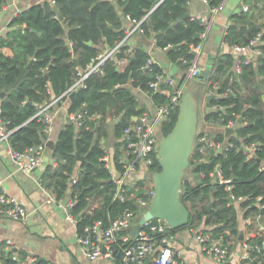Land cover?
Masks as SVG:
<instances>
[{
  "label": "trees",
  "instance_id": "1",
  "mask_svg": "<svg viewBox=\"0 0 264 264\" xmlns=\"http://www.w3.org/2000/svg\"><path fill=\"white\" fill-rule=\"evenodd\" d=\"M189 2L163 0L141 22L143 31L139 32L141 39L154 38L167 58L184 70L188 62H182L181 58L187 61L192 58L190 45L198 42V34L203 30V26L191 17ZM219 2L209 0L208 3L213 6ZM153 3L154 0H54L53 3L46 0L19 10L12 17L10 29L0 36V48L9 46L13 51L12 55L0 53V92H4L0 107L9 126L16 127L11 135V144L16 149L46 140L42 123L33 117L37 106L50 96L59 95L72 83L76 65L85 66L105 47H113L121 41L126 35V20L141 19ZM17 25L26 27L18 28ZM258 32L261 42L257 47L261 52L246 62L242 55L239 73L233 69L235 58L230 51H220L214 57L206 83L212 87V83L218 82V92L222 95L211 98L209 103H219L222 108L206 111L204 119H217L225 124L230 119L241 118L234 135L230 136L236 146L215 152L198 139L204 135L202 128L199 129L185 170L197 177L184 174L180 185V199L188 208L190 218L187 224L170 228L172 234L187 227L210 228L215 233L228 230L237 241L240 211L244 217H252L259 212L254 204L256 197L261 195L264 201V170L259 169L264 162V23H256L244 13L233 14L224 39L231 44H248ZM131 37L124 38L121 51L115 53L114 59H107L102 72L92 73L86 86L77 89L69 99L70 112L84 103L89 113L97 112L100 117L84 119L79 127L67 120L52 148L58 164L55 167L47 165L42 173V181L57 197H65L69 191L73 194L76 202L72 210L80 218L77 230L91 219L102 218L107 224V214L113 218L125 207L136 208L132 202L112 200V174L101 159L106 152L102 138L107 136L110 121L115 138L112 153L115 159L123 129L148 109L139 102L136 87L148 91L156 104L170 102L168 95L152 91L149 85L156 74L163 72L161 66L150 61L151 54L145 43L139 40L134 43ZM68 40L73 43L74 57ZM129 47L131 53L120 68L115 59L123 57L124 50ZM227 87H231L232 92L224 93ZM177 114L178 104L170 108L169 117L162 121L160 134L171 130ZM207 138L223 142L226 137L222 129L213 128L207 131ZM250 143L257 145L256 156L246 158L243 146ZM198 147H203L204 152H195ZM216 164L225 176L233 177L232 191L244 196L241 201L231 202L224 185L212 180L209 174ZM151 168L160 169L158 155H154ZM73 173H78V179L69 184L68 174ZM94 201L99 207L90 215L86 210ZM261 214L260 220L264 222V209ZM251 239L262 241V237ZM12 254L13 251H9L2 264H12ZM115 261L123 263L117 256Z\"/></svg>",
  "mask_w": 264,
  "mask_h": 264
},
{
  "label": "built area",
  "instance_id": "2",
  "mask_svg": "<svg viewBox=\"0 0 264 264\" xmlns=\"http://www.w3.org/2000/svg\"><path fill=\"white\" fill-rule=\"evenodd\" d=\"M163 0H154L153 5L148 10L147 14L141 19H130V24L125 28L126 35L123 37H131L136 32H142L143 28L141 22L147 15ZM206 7L205 12L191 13V17L196 19L202 26L203 30L198 34V42L191 44L190 48L193 52L192 58L187 61L184 57L182 62H188V66L184 71V76L179 83H176L174 78L167 76L164 78V73L156 74L155 80L149 83L152 91H159L168 93L170 102L156 104L151 97V94L142 90L139 86L137 90L144 92L150 102L151 109H146L138 116L134 117V122L127 125L119 137V150L115 153V159L112 153L105 152L101 157L105 167H107L112 174V181L114 183V190L112 193V200L120 202H132L136 208L132 209L125 207L117 212L113 218L107 214L108 223L104 219L95 218L83 223L77 230V223L80 218L73 212L76 199L71 191L65 197H57L51 187L44 184L42 179H38V184L46 193V201L55 203L63 211L64 216L69 221L73 222L76 227L77 241L84 248L85 256L88 259H94L98 256L115 257L119 250L123 251L121 261L126 264H145L149 258L158 264H182L177 259L179 250L172 247V233L170 226L163 219H146L143 223H139L140 217L150 206L152 197L154 195V181L151 173L155 170L151 167L154 163V155H158L159 145V130L162 121L167 119L170 114V108L178 104L184 86L188 83L190 78H195L201 69L199 62V54L203 48L204 42L207 39L208 31L215 18V16L223 9L226 0H220L219 3L210 6L209 0H200ZM54 2V0H51ZM242 9L248 10V6L243 5ZM229 23L225 25V31L222 36L221 44L224 48L230 51L234 58L235 64L233 69L236 73L240 72L241 56L244 55L243 61H249L261 52L257 45L261 42V34L258 32L248 42V44H231L224 39V35ZM1 36V33H0ZM122 39V40H123ZM122 40L117 42L113 47L102 50L94 58H92L85 66H75V76L72 83L59 95L50 96L49 99L37 106L33 117L37 118L43 126L46 133V140L35 145H30L24 149H16L11 144V135L16 127H10L8 121L2 117L0 107V141L7 143V153L14 160L16 168L29 173L41 161V155L46 145V141L51 138L52 120L58 113L59 108L63 103L68 102L70 94L81 87L86 86L88 77L94 72H102L104 62L111 58L114 59L115 53L121 51ZM155 43V39L152 38ZM67 45L74 57L73 43L67 41ZM131 53V48L124 50L123 57L115 59L118 67L122 68ZM151 62H156L150 59ZM209 86L208 95L214 97L222 95L218 92V82L212 83ZM164 86V87H163ZM232 92L231 87H227L224 93ZM222 105L219 103L212 104L210 111L221 109ZM68 120L74 123L77 127L82 125L84 119L95 120L100 117L97 112L89 113L86 105L83 103L75 111H68ZM241 123V118L230 119L225 124L219 120L209 121L210 126L222 129L223 133L227 127L233 128L230 135H225L223 142H218L212 138H207L205 135L199 136L198 139L208 145L215 152L226 151L230 147L236 146L235 142L230 140V136L235 133L236 126ZM225 134V133H224ZM257 145L250 143L243 146V152L246 158L256 156ZM195 152H204L203 147H198ZM202 159V158H200ZM56 160L52 166H57ZM260 170H264V162L259 165ZM213 181L224 185L225 190L228 191V196L231 202L241 201L243 195H235L232 191L234 187L233 177L225 176L219 164L214 166V169L209 174ZM69 184H74L78 179V173L68 174ZM181 191V189H180ZM254 204L257 206L259 212L254 214L253 220H258L264 209V201L261 195L256 197ZM99 207L97 201H94L86 210L90 215L93 210ZM0 215H4L14 219H20L26 216V208L24 205L12 194H9L3 187L2 178H0ZM136 228L134 230L133 228ZM259 232L253 230L250 236L243 237L236 241V238L228 230L224 233H215L210 228L202 229L195 227H188L187 231L198 242L201 249L211 255L216 261L225 263L227 261L231 264H264V240L261 242L251 237H259L264 231V224L258 226ZM10 243V240L7 241ZM118 257V256H117ZM12 264H28V259L21 258L17 253L12 254Z\"/></svg>",
  "mask_w": 264,
  "mask_h": 264
},
{
  "label": "crops",
  "instance_id": "3",
  "mask_svg": "<svg viewBox=\"0 0 264 264\" xmlns=\"http://www.w3.org/2000/svg\"><path fill=\"white\" fill-rule=\"evenodd\" d=\"M46 0H0V33L1 36L10 29L9 22L19 11L28 8L32 4L44 2ZM51 1V0H47ZM53 3V2H52ZM248 6V10H243L242 6ZM207 7L200 0H190L189 11L205 12ZM244 13L247 18L256 23H264V0H226L223 9L215 16L207 39L199 54V62L202 66H209L210 72L214 62V57L221 51H226L221 44L222 36L225 31V25L230 23L233 14ZM130 22L126 20V26ZM131 40L135 43L137 40L145 43L146 48L151 54V59L161 66L164 78L167 76L174 78L176 83L184 76V69L176 62L170 61L165 50L160 49L153 42L152 38L141 39V33H135ZM131 48V47H130ZM105 49H107L105 47ZM5 54L12 55L13 51L9 46L0 48ZM200 74V73H199ZM196 76L195 79L200 84L195 86L193 91L198 101L199 126L207 137V131L215 126H210L209 121L204 119V113L210 110V103L207 99L209 87L205 76ZM138 100L145 107L151 109V102L148 96L136 90ZM165 94H168L167 92ZM2 96H0L1 98ZM69 101L63 103L58 113L52 120L51 138L55 142L61 127L68 120ZM117 118V117H116ZM115 118V119H116ZM109 121L110 118H107ZM109 127V126H108ZM113 129V128H112ZM198 129V132H199ZM109 135L113 136V131L102 138L106 143ZM159 130V137H160ZM114 140L110 144V149L105 148L106 152H114ZM105 146V145H104ZM56 161L52 155V148L48 146L42 152L40 163L29 173H25L16 168L14 160L7 153V143L0 141V178L4 189L14 195L26 208V216L20 219L10 218L0 215V264L3 263L5 256L9 251L18 254L23 259H28V264H117L115 257L98 256L94 259H88L85 256L84 248L77 241L76 227L73 222L65 218L63 211L57 204L46 201V193L38 184V179H42V173L47 165ZM190 178H194L193 175ZM254 217L243 216L239 213V233L242 232V238L250 236L253 230L259 232L258 226L264 222L253 220ZM264 240V231L261 233ZM172 247L179 250L177 259L182 264H226L216 261L211 255L203 251L187 231V229L177 230L172 234ZM240 239V238H239ZM10 240V243L7 241ZM119 258V257H118ZM121 261V258H119ZM122 264H126L124 261ZM151 258L145 261L150 264ZM232 263V262H231Z\"/></svg>",
  "mask_w": 264,
  "mask_h": 264
},
{
  "label": "water",
  "instance_id": "4",
  "mask_svg": "<svg viewBox=\"0 0 264 264\" xmlns=\"http://www.w3.org/2000/svg\"><path fill=\"white\" fill-rule=\"evenodd\" d=\"M187 15V13H186ZM62 18L61 15H58ZM66 27V23L63 22ZM17 27L25 28L26 26L17 25ZM91 43V41H88ZM2 51H0L1 53ZM202 76L208 77L210 74L209 66H202L200 69ZM47 78V75H45ZM180 82V79L177 81ZM200 84L195 78H190L184 86L181 97L178 101V114L176 121L171 130L159 137L158 154L160 169L154 170L151 177L154 181L155 189L150 206L145 213L140 217L139 223H143L146 219H163L170 228H178L188 223L190 212L186 205L180 199V185L185 169L189 165V157L192 154L195 138L198 134L199 126V110L198 101L193 91L195 86ZM4 92H0L3 96ZM74 92L70 94L72 98ZM264 96V95H263ZM213 95H208L207 99L213 98ZM117 117L115 120H118ZM233 128L227 127L225 135H230ZM49 148L54 147V141H46ZM83 159V156H78ZM197 177L196 174L193 176ZM136 230V228H133ZM242 232L239 233V238L242 239ZM119 258L123 257V251L117 253ZM231 264L230 261L225 262Z\"/></svg>",
  "mask_w": 264,
  "mask_h": 264
},
{
  "label": "rangeland",
  "instance_id": "5",
  "mask_svg": "<svg viewBox=\"0 0 264 264\" xmlns=\"http://www.w3.org/2000/svg\"><path fill=\"white\" fill-rule=\"evenodd\" d=\"M201 74V73H200ZM200 74H198L197 76H201ZM108 126L109 127H107V129L109 130V133L112 131V121H110V123L108 124ZM199 129V128H198ZM201 129V128H200ZM106 140H107V142L106 143H104L103 142V146H104V148H108V149H110V144H111V142H112V140H113V136L112 135H109L108 136V138H106ZM186 170V169H185ZM184 174L186 175V177H189L190 176V173H189V171H186V172H184ZM188 228V227H187Z\"/></svg>",
  "mask_w": 264,
  "mask_h": 264
},
{
  "label": "bare ground",
  "instance_id": "6",
  "mask_svg": "<svg viewBox=\"0 0 264 264\" xmlns=\"http://www.w3.org/2000/svg\"><path fill=\"white\" fill-rule=\"evenodd\" d=\"M159 72V71H158ZM192 155V154H191Z\"/></svg>",
  "mask_w": 264,
  "mask_h": 264
}]
</instances>
